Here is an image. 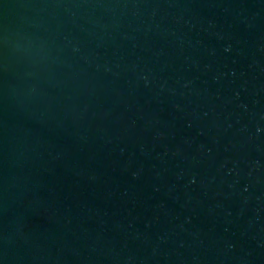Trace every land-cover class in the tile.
I'll list each match as a JSON object with an SVG mask.
<instances>
[{
    "label": "water",
    "instance_id": "obj_1",
    "mask_svg": "<svg viewBox=\"0 0 264 264\" xmlns=\"http://www.w3.org/2000/svg\"><path fill=\"white\" fill-rule=\"evenodd\" d=\"M0 264H264V0H0Z\"/></svg>",
    "mask_w": 264,
    "mask_h": 264
}]
</instances>
